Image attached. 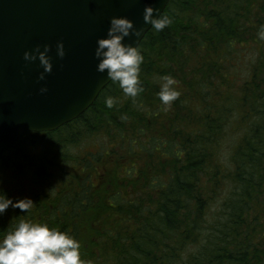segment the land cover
I'll return each mask as SVG.
<instances>
[{"label":"trees","instance_id":"16d2710c","mask_svg":"<svg viewBox=\"0 0 264 264\" xmlns=\"http://www.w3.org/2000/svg\"><path fill=\"white\" fill-rule=\"evenodd\" d=\"M161 15L172 23L138 44L135 101L110 81L0 152V190L33 200L0 232L20 217L59 227L87 264H264V0H168ZM163 76L180 93L167 111Z\"/></svg>","mask_w":264,"mask_h":264},{"label":"water","instance_id":"95a60500","mask_svg":"<svg viewBox=\"0 0 264 264\" xmlns=\"http://www.w3.org/2000/svg\"><path fill=\"white\" fill-rule=\"evenodd\" d=\"M168 0H0V152L25 132L53 131L82 114L110 82L97 71L98 38L106 37L112 17H127L141 37L151 28L143 19L151 5L164 11ZM159 12H155L154 16ZM62 41L65 56L57 55ZM50 46L52 71L40 80L39 60L25 51ZM41 87L47 92L41 93Z\"/></svg>","mask_w":264,"mask_h":264},{"label":"clouds","instance_id":"9594fccd","mask_svg":"<svg viewBox=\"0 0 264 264\" xmlns=\"http://www.w3.org/2000/svg\"><path fill=\"white\" fill-rule=\"evenodd\" d=\"M155 12L159 10L146 5L143 19L156 32H160L172 21L167 15L162 16L161 12L154 16ZM141 33L142 29L136 28L129 18L114 16L110 20L107 36L98 38L95 49V57L99 61L97 71H106L109 80L118 84L123 94L133 101L144 91L139 79L144 57L137 45L133 46L124 41L125 37L130 35L141 37ZM257 35L260 40H264V25H260ZM49 50L50 46L45 44L43 51L38 45L32 52L24 53L26 61L39 60L43 67L39 74L40 80H45L46 73L52 71L51 58L47 54ZM56 50L60 58L65 56L62 41L57 43ZM176 84L177 81L172 76L161 77L158 97L164 111L180 96ZM40 91L47 92V87H41ZM115 103V98L106 97V107L113 108ZM10 206L27 213L33 206V200L26 197L14 201L0 190V216L4 215ZM80 247L79 241L67 231L50 227L45 222L20 217L10 228L0 232V264H87L81 258Z\"/></svg>","mask_w":264,"mask_h":264},{"label":"rangeland","instance_id":"374dc122","mask_svg":"<svg viewBox=\"0 0 264 264\" xmlns=\"http://www.w3.org/2000/svg\"><path fill=\"white\" fill-rule=\"evenodd\" d=\"M87 150L88 151H96L97 150V146L96 145L90 146ZM80 246H81V244H80Z\"/></svg>","mask_w":264,"mask_h":264}]
</instances>
